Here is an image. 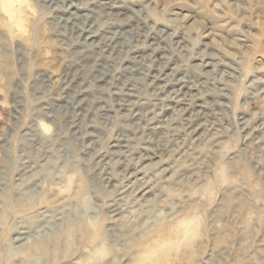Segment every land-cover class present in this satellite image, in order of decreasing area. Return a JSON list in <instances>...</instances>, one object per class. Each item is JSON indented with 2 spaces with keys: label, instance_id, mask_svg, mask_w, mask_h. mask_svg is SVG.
<instances>
[{
  "label": "rangeland",
  "instance_id": "1",
  "mask_svg": "<svg viewBox=\"0 0 264 264\" xmlns=\"http://www.w3.org/2000/svg\"><path fill=\"white\" fill-rule=\"evenodd\" d=\"M6 1L0 264H264V0Z\"/></svg>",
  "mask_w": 264,
  "mask_h": 264
},
{
  "label": "bare ground",
  "instance_id": "2",
  "mask_svg": "<svg viewBox=\"0 0 264 264\" xmlns=\"http://www.w3.org/2000/svg\"><path fill=\"white\" fill-rule=\"evenodd\" d=\"M12 2V0H7L6 1V4H5V8H7L8 6H9V3H11ZM233 168V167H232ZM225 170H226V168L225 167H223L222 168V172H225ZM33 198H34V194H29V195H27V196H22V197H20L19 198V200H18V205H19V207H23V206H25V204L26 203H29L30 202V200H33ZM6 208V211L7 210H9L10 209V204H6V206H5ZM188 221V220H187ZM190 221V220H189ZM137 229V228H136ZM75 230H79V232L80 231H82L83 232V230L81 229V227H80V224L78 223V222H74V221H72V220H69V221H67L65 224H64V229H63V231H61V232H55V233H53L52 234V236H51V239H50V243H51V245L52 246H57V244L62 240V239H67V241H69V239H71L70 237H71V235H72V232L73 231H75ZM135 231V228L134 227H130L129 229H126L125 231H124V233L122 234L123 236L124 235H127V236H129V239H131L130 238V235L133 233ZM81 232V233H82ZM184 233V232H183ZM186 233V232H185ZM75 235V234H74ZM49 236V235H48ZM127 240H128V238H127ZM159 246V245H158ZM161 246V245H160ZM33 247H35V248H39V253H41L42 255H44V256H46V257H49V255H50V253H48L47 252V249L49 248V245H48V243H46L43 239L41 240V241H35V242H33L32 244H28V245H26V246H24L23 248H22V253L23 254H26V255H28V254H31L32 253V248ZM36 253H37V251H36ZM36 253H34V254H36ZM37 255H38V253H37ZM30 256V255H29Z\"/></svg>",
  "mask_w": 264,
  "mask_h": 264
}]
</instances>
